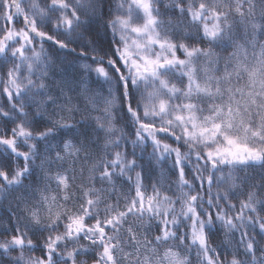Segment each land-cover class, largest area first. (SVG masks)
<instances>
[{
  "label": "snow or ice",
  "instance_id": "snow-or-ice-1",
  "mask_svg": "<svg viewBox=\"0 0 264 264\" xmlns=\"http://www.w3.org/2000/svg\"><path fill=\"white\" fill-rule=\"evenodd\" d=\"M0 97V264H264V0H0Z\"/></svg>",
  "mask_w": 264,
  "mask_h": 264
},
{
  "label": "trees",
  "instance_id": "trees-1",
  "mask_svg": "<svg viewBox=\"0 0 264 264\" xmlns=\"http://www.w3.org/2000/svg\"><path fill=\"white\" fill-rule=\"evenodd\" d=\"M44 47L48 50V52L51 54V56L56 59V68L57 70L59 69H64L66 74L71 75L74 74L78 70V63H83V61H76V58L73 57L72 55H69L65 53L64 51L57 50L56 47L50 43H45ZM62 61H67V63H62ZM0 103H3V98L0 97ZM80 117L77 116V119ZM55 143V142H53ZM139 151V150H137ZM148 152H151L152 149L149 146L147 149ZM147 160V155L145 156V161ZM159 171V167H157V172ZM264 172V169H261L260 167H256L254 169H246L245 174L256 177L257 182L259 175ZM172 179L174 180L175 177L173 176ZM27 183V181H26ZM15 195V194H14ZM8 202H4L3 204H0V213L4 212V209L7 207ZM13 206L15 205V200H12ZM6 215V213H5ZM214 244L219 242V238H216L212 241ZM39 252L34 253V255H39Z\"/></svg>",
  "mask_w": 264,
  "mask_h": 264
}]
</instances>
